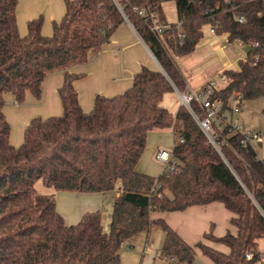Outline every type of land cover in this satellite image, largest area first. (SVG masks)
Segmentation results:
<instances>
[{"label": "trees", "instance_id": "1", "mask_svg": "<svg viewBox=\"0 0 264 264\" xmlns=\"http://www.w3.org/2000/svg\"><path fill=\"white\" fill-rule=\"evenodd\" d=\"M176 22L162 17V0H64L65 13L52 24V35L41 34V18L27 23L20 37L16 0H0V264H121L119 250L132 236L152 226L164 232L161 257L191 263L194 248L213 264H256L257 241L264 237V157L256 148H242L239 136L224 127L220 152L208 143L190 113L179 106L172 115L160 103L173 86L185 90L176 59L194 52L209 26L227 43L240 41L248 49L238 69H226V85L213 99L229 109L233 93L249 101L264 97V0H172ZM159 16L162 39L150 30L136 9ZM161 16V17H160ZM242 17V22L238 18ZM128 21L147 45L160 71L142 67L120 95H95L84 112L73 86L81 75L68 67L83 64L109 42L113 31ZM184 38L179 44L178 33ZM63 72L58 89L62 114L34 117L18 147L9 142L10 124L4 94L23 103L29 92L39 100L45 77ZM192 110L200 114L195 103ZM264 112V108H263ZM173 129L171 155L176 171L151 177L136 172L147 133ZM177 137L183 141L177 143ZM77 193L121 192L112 207L109 232L102 230L99 211L87 212L67 226L56 211L53 196L35 185ZM172 195L168 198L164 191ZM222 203L233 214L236 234L204 238L227 247L224 254L202 242L187 245L155 211H184L192 206ZM263 213V214H262ZM252 253V260L245 254Z\"/></svg>", "mask_w": 264, "mask_h": 264}, {"label": "crops", "instance_id": "2", "mask_svg": "<svg viewBox=\"0 0 264 264\" xmlns=\"http://www.w3.org/2000/svg\"><path fill=\"white\" fill-rule=\"evenodd\" d=\"M16 24L20 37L27 33V23L31 20L41 18V34L45 37L52 35V24L61 20L65 13L64 0H16ZM126 1V0H125ZM165 1L161 2V12L164 16L162 6ZM173 3V1H172ZM175 7V6H174ZM176 15V12H175ZM156 23H159V16L153 15ZM161 17V16H160ZM166 23H175L168 21ZM203 36L197 43L193 53L177 58L176 60H185L181 66L176 65L185 80L186 88L197 90L209 81L215 75H219L221 81H226L222 72L226 69H238L237 62L228 59L225 48L229 46L240 47L237 43H227L226 35L216 36L209 26L202 29ZM246 53H241L244 59ZM188 65V66H186ZM142 67L150 70L160 71V66L147 45L136 34L133 26L124 21L112 33L109 42L101 50L90 55L87 62L75 64L68 67L71 74L81 75L74 81L73 86L77 92L79 104L84 112H90L93 107L95 95L112 97L120 95L129 89L132 85L133 76L139 72ZM182 67H185L183 69ZM63 82V72L55 71L48 74L43 83L40 102L36 106L15 105L3 108L6 119L9 123L10 117L21 127H26L29 121L34 117L47 118L59 116L62 114V107L58 96V89ZM225 83V85H226ZM224 85V86H225ZM222 86L221 88H223ZM221 88H216L219 90ZM10 93L4 94V99L9 100ZM29 100V97L27 98ZM163 100V99H162ZM162 102V101H161ZM179 104V103H178ZM179 105L173 112L175 115ZM20 140H16L12 135L9 142L13 147H18ZM174 144L173 129L152 130L147 133L144 150L135 167L136 172L151 177H157L163 172V166L156 161L155 153L162 146ZM164 150V149H163ZM170 150V151H171ZM160 164V165H159ZM164 194L172 198L169 191L165 190ZM121 192L115 189L108 193H77L56 191L54 193L56 211L62 217L65 225H75L87 212L99 211L101 214V225L103 213L111 211L113 205L120 200ZM233 214L226 210L222 203L213 202L206 205L192 206L184 211L162 212L155 211L150 213L152 220H161L168 225L187 245L194 247L197 243L203 244L216 249L217 251L227 254L226 246L206 240L204 235L211 232L216 237H221L226 233L236 234V229L231 225L230 220ZM102 230L104 232L103 226ZM109 231V230H108ZM146 233V234H145ZM140 236H143L144 243L136 250L135 244L140 242ZM262 239V238H261ZM137 240V241H135ZM257 241V251L259 258L256 264H264V251L259 249ZM164 242V232L157 226H152L146 231H142L131 238L127 239L122 245L124 251L119 250L121 264H129L125 254L130 251H137L141 254L140 264H188L178 263L174 259L161 257L160 251ZM126 261H125V259ZM132 260L135 258L132 255ZM189 264H213L205 257L200 250L194 248V259Z\"/></svg>", "mask_w": 264, "mask_h": 264}, {"label": "built area", "instance_id": "3", "mask_svg": "<svg viewBox=\"0 0 264 264\" xmlns=\"http://www.w3.org/2000/svg\"><path fill=\"white\" fill-rule=\"evenodd\" d=\"M112 1L121 9L119 0ZM136 12L144 21L150 22V30L154 32L159 39H162V31L164 28L156 23L150 10L148 8H141L136 9ZM242 20V17L238 18L239 22H242ZM177 37L179 44H181L184 35L179 32ZM235 43L242 45L240 41H235ZM171 86L178 96L179 106L184 107L190 113L192 119L204 134L208 143L211 144L216 151L220 152L219 139L226 126L230 127L232 132L239 136L238 144L240 147L247 148L248 146L254 147L264 145V135H262L260 131L242 129L236 120H232V115L238 113L240 110V105L238 103L242 101V98L239 93H233L229 100V109L223 111L222 102L219 99L212 98V94L216 90L213 81H209L206 85L197 90L185 89L184 91H179L173 84H171ZM192 103L196 104L201 112L200 114L192 110ZM182 141L183 139L181 137H177V143H181ZM155 159L163 166V172L172 173L177 170L171 151L167 152L166 150L158 149L155 153ZM252 258V253L245 254L246 260L250 261Z\"/></svg>", "mask_w": 264, "mask_h": 264}, {"label": "rangeland", "instance_id": "4", "mask_svg": "<svg viewBox=\"0 0 264 264\" xmlns=\"http://www.w3.org/2000/svg\"><path fill=\"white\" fill-rule=\"evenodd\" d=\"M162 9H163L165 18L168 21H173L174 17L176 15H175L174 3H172V0L165 1L164 5L162 6ZM162 17H163V14H162ZM247 49L248 48L245 45L240 46V47H234V46L228 45L225 48V52H226L228 59H231V60L233 59V61L237 62L238 59L243 58L241 56V53L242 52L246 53ZM175 61L177 62V64H180V62L185 61V60H175ZM184 63L187 64V62H182L181 66H183ZM186 66H188V65H186ZM182 68L185 69V67H182ZM212 81L215 83V89L221 88L226 83L223 80L221 81V78L219 75H215L212 78ZM43 83H44V81H43ZM43 83H42V87H43ZM41 94H42V92H41ZM9 96L12 98H10L9 100L4 99V107H7V106L12 107V106L21 105V104L27 105V106H36V103L40 102L39 100H41V97L39 100H36L33 97V95H31L29 92H27L25 94V98H24L23 103L19 104L15 101L14 96L11 93L9 94ZM28 97H29V100H27ZM162 99L163 100L160 103V105L165 109L171 110V112H173L175 110V108L179 105L178 104L179 103L178 96L174 91L167 92L166 94H164ZM238 104L240 105V110L238 113L232 115V120L233 121L236 120L238 125L241 126L242 129L260 131L262 133V135H264V112H263L264 97L254 99V100H249V101L242 100ZM9 119L11 122V123L8 122L10 124V136L12 135V137L16 138V140H20L19 142L21 144L23 141V132H24L25 127L24 128L22 126L20 127L18 125L17 121L15 122L10 117V115H9ZM161 148L166 150L167 152H170L171 145L162 146ZM256 152H257L258 158L264 157V145H261L259 148L257 147ZM35 187L39 193L45 194V195H50L53 197H54V193L56 192L55 190H53L49 187L43 186L40 182H38L35 185ZM110 222H111V211H108V212L105 211L103 213V219H102V226H103L105 233L109 232L108 230H109ZM140 239H141V240H139L140 242L135 240V241H137V243L135 244L136 250L139 248L140 245H143V243H144L143 236H140ZM258 244H259V249L264 251V237L262 239H260ZM124 249H125V246L123 245L121 248V251H124ZM128 253L129 254H125V257L128 260L127 262H129V264H140V262H139V260L141 258L140 253H138L137 251H130ZM132 255L134 256V258L136 260L135 262L132 260L133 259ZM126 259H125V261H126Z\"/></svg>", "mask_w": 264, "mask_h": 264}]
</instances>
